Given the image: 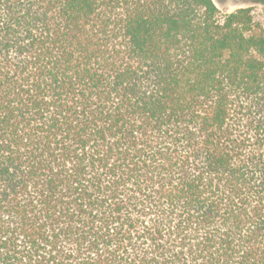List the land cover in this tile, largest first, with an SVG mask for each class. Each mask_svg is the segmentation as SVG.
Returning a JSON list of instances; mask_svg holds the SVG:
<instances>
[{
  "label": "trees",
  "instance_id": "1",
  "mask_svg": "<svg viewBox=\"0 0 264 264\" xmlns=\"http://www.w3.org/2000/svg\"><path fill=\"white\" fill-rule=\"evenodd\" d=\"M0 264H264L251 7L0 0Z\"/></svg>",
  "mask_w": 264,
  "mask_h": 264
},
{
  "label": "rangeland",
  "instance_id": "2",
  "mask_svg": "<svg viewBox=\"0 0 264 264\" xmlns=\"http://www.w3.org/2000/svg\"><path fill=\"white\" fill-rule=\"evenodd\" d=\"M215 2L223 13L241 7H251L255 22L264 28V0H215Z\"/></svg>",
  "mask_w": 264,
  "mask_h": 264
}]
</instances>
